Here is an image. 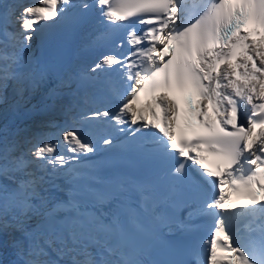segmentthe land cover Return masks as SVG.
<instances>
[{"label":"snow or ice","instance_id":"1","mask_svg":"<svg viewBox=\"0 0 264 264\" xmlns=\"http://www.w3.org/2000/svg\"><path fill=\"white\" fill-rule=\"evenodd\" d=\"M0 32V117L56 129L0 133V264H264V0H0ZM173 89L206 134L177 138Z\"/></svg>","mask_w":264,"mask_h":264},{"label":"bare ground","instance_id":"2","mask_svg":"<svg viewBox=\"0 0 264 264\" xmlns=\"http://www.w3.org/2000/svg\"><path fill=\"white\" fill-rule=\"evenodd\" d=\"M36 101L33 100V104H35ZM147 102L142 103L138 105L136 108H145ZM31 105H28L27 108L31 109ZM36 110L28 111V110H22L18 113H16L13 117L8 116L7 120L0 117V133L3 131H7L9 134L20 132V130H25L31 123L35 125V128H37V123L33 119H37L40 116H37L34 114ZM146 116H151V113L147 112L145 110L144 113ZM43 125V124H42ZM34 128V127H33ZM41 129V127H40ZM44 129V128H43ZM50 130V128H48Z\"/></svg>","mask_w":264,"mask_h":264},{"label":"rangeland","instance_id":"3","mask_svg":"<svg viewBox=\"0 0 264 264\" xmlns=\"http://www.w3.org/2000/svg\"><path fill=\"white\" fill-rule=\"evenodd\" d=\"M45 116H41L40 118L38 117L36 120L35 119H33L34 121H36V122H38L37 123V126L39 125V124H42V123H39V121L40 122H44V120L46 119V117L44 118ZM44 125V124H43ZM32 127H35V125L33 124V123H31L25 130H20V132H21V134L23 135V134H29V135H31V134H34L35 132H36V130L35 129H33ZM39 128V127H38ZM48 128L49 127H45L44 129H40V130H47V131H49L48 130Z\"/></svg>","mask_w":264,"mask_h":264}]
</instances>
